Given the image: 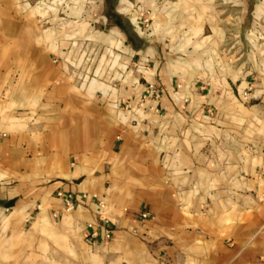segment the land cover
<instances>
[{
	"label": "crops",
	"instance_id": "crops-1",
	"mask_svg": "<svg viewBox=\"0 0 264 264\" xmlns=\"http://www.w3.org/2000/svg\"><path fill=\"white\" fill-rule=\"evenodd\" d=\"M164 11L105 78L0 0V264H264V0Z\"/></svg>",
	"mask_w": 264,
	"mask_h": 264
},
{
	"label": "rangeland",
	"instance_id": "rangeland-1",
	"mask_svg": "<svg viewBox=\"0 0 264 264\" xmlns=\"http://www.w3.org/2000/svg\"><path fill=\"white\" fill-rule=\"evenodd\" d=\"M31 1L34 27L47 33L51 50H65L63 60L66 62L93 64L97 66L99 77L111 78L130 73L137 63L133 51L124 49L126 37L120 26L130 34L136 46L143 40L149 43L153 38L147 34L152 30L153 20L177 0ZM128 17L145 30L143 39L135 35Z\"/></svg>",
	"mask_w": 264,
	"mask_h": 264
},
{
	"label": "built area",
	"instance_id": "built-area-1",
	"mask_svg": "<svg viewBox=\"0 0 264 264\" xmlns=\"http://www.w3.org/2000/svg\"><path fill=\"white\" fill-rule=\"evenodd\" d=\"M65 201H66V205H67L68 209H73L75 207V205H74V203H73V201H72L70 196H67L65 198ZM141 216H142V218L146 219V218L149 217V214H148V212H144V213H142ZM89 227L92 228V225L90 224ZM97 237H98V232L96 230H90L89 240L90 241H94L95 239H97ZM107 237H110V235L107 234Z\"/></svg>",
	"mask_w": 264,
	"mask_h": 264
},
{
	"label": "trees",
	"instance_id": "trees-1",
	"mask_svg": "<svg viewBox=\"0 0 264 264\" xmlns=\"http://www.w3.org/2000/svg\"><path fill=\"white\" fill-rule=\"evenodd\" d=\"M118 23V22H117ZM121 27V29L123 30V31H125L127 34H129L125 29H124V27L121 25L120 26ZM129 41H130V43H133L132 42V39H131V37H130V35H129ZM134 44V43H133Z\"/></svg>",
	"mask_w": 264,
	"mask_h": 264
}]
</instances>
